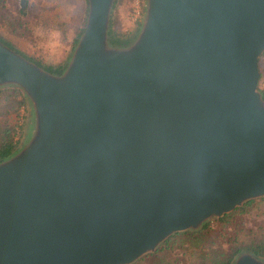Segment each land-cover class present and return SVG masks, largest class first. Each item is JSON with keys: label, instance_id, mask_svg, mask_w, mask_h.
<instances>
[{"label": "water", "instance_id": "obj_1", "mask_svg": "<svg viewBox=\"0 0 264 264\" xmlns=\"http://www.w3.org/2000/svg\"><path fill=\"white\" fill-rule=\"evenodd\" d=\"M87 1L60 74L0 41V86L24 91L38 129L0 162V264H130L172 233L264 196L255 91L264 35L243 34L253 9L230 0L227 20L208 2L207 23L180 3L148 0L138 36L115 46L113 0ZM211 25L219 37L199 53ZM233 264L264 260L244 252Z\"/></svg>", "mask_w": 264, "mask_h": 264}, {"label": "trees", "instance_id": "obj_2", "mask_svg": "<svg viewBox=\"0 0 264 264\" xmlns=\"http://www.w3.org/2000/svg\"><path fill=\"white\" fill-rule=\"evenodd\" d=\"M4 5L10 17L4 13L1 24L10 36L0 35V41L17 51L13 40L23 38L31 31L32 23L24 20L29 16L25 11L26 7L30 8L29 0H26L25 9L21 5L18 10L13 9L8 0ZM109 42L125 46L129 41L122 42L115 36L110 37ZM18 52L51 73L60 74L64 69L61 64L41 63L20 50ZM262 94L264 99V91ZM26 109L27 99L19 87H0V162L13 155L20 146ZM244 252L264 260V196L246 200L232 211L212 217L197 228L172 233L154 251L130 264H233L236 257Z\"/></svg>", "mask_w": 264, "mask_h": 264}, {"label": "rangeland", "instance_id": "obj_3", "mask_svg": "<svg viewBox=\"0 0 264 264\" xmlns=\"http://www.w3.org/2000/svg\"><path fill=\"white\" fill-rule=\"evenodd\" d=\"M5 2L6 0H0V35L9 37L10 33L7 31L6 27L1 24L4 13H6L5 15L7 17H10V13L4 8L6 6L4 5ZM9 2L13 9L18 10L20 5L19 0H8V3ZM147 2L148 0H113L109 15L107 39L109 40L110 37L114 38L116 36L122 42L129 41L127 44L133 42L142 28ZM29 4L30 8L26 7L25 10L29 12V16L24 20L28 23H32L31 31L23 38L18 40L14 39L13 43L15 47L22 53H25L26 56L39 60L41 63L51 62L55 65L61 64L65 67L75 46L70 40L71 35L78 34V30L81 28L80 26L85 24L88 1L29 0ZM42 10H44V12H42ZM72 19L75 24L72 23ZM66 44H71L72 47L70 49L68 48L63 60L60 63L52 62L54 59H57V56L53 58V55L58 53L59 56L61 49L63 53ZM13 50L16 51V49ZM18 50L16 52H18ZM259 65L261 71L259 87L264 90V55L261 57ZM5 86L19 87L14 84H5L0 87ZM22 92L24 93L23 90ZM25 96L27 99V109L25 110L23 134L20 146L13 155L17 153L20 154L24 151L38 134L36 126L37 115L34 105L26 94Z\"/></svg>", "mask_w": 264, "mask_h": 264}, {"label": "flooded vegetation", "instance_id": "obj_4", "mask_svg": "<svg viewBox=\"0 0 264 264\" xmlns=\"http://www.w3.org/2000/svg\"><path fill=\"white\" fill-rule=\"evenodd\" d=\"M171 2H176V3H180L182 5H185L186 7H189L193 10V12H195L197 14V18L199 19V21H205V22H209L211 21L212 18V10L213 8H215L216 10H220L223 9V13H225V18L227 20H229L230 18H232V6L230 4V0H170ZM227 1V4H226ZM208 2L213 3L215 6L213 8H210ZM237 5H239L243 10V12H247L246 11V7H244V5H247L248 7H251L253 9V20L250 21V16L249 13H247V18L244 21L246 24V31L243 32V34H246L248 32H252L253 35H264V18L262 17V11L263 8L258 4L257 0H237L236 1ZM250 3H255V7H252L250 5ZM243 4V5H242ZM239 9V7L237 8V10ZM219 29L217 27H212L211 26H207V28H205L202 32V42L200 43V46L198 48L199 53H201L204 48L210 47L212 46V44H209L210 40H214L217 39L219 36ZM229 34L231 35L232 32H229ZM225 38L230 40L233 37L228 36L227 34H225ZM197 50V49H196ZM252 53V52H251ZM264 55V48L261 49L260 52L257 53V61H256V67H257V79H256V88L255 91L261 96L262 100L264 101L263 97H262V93H263V89H261L259 87V80H260V75H261V71H260V59L261 57Z\"/></svg>", "mask_w": 264, "mask_h": 264}, {"label": "crops", "instance_id": "obj_5", "mask_svg": "<svg viewBox=\"0 0 264 264\" xmlns=\"http://www.w3.org/2000/svg\"><path fill=\"white\" fill-rule=\"evenodd\" d=\"M72 23H74V20H73V19H72ZM74 24H75V23H74ZM80 27H81V26H80ZM78 31H79V30H78ZM75 36H76V35H74V34L71 35L70 40H71L72 42L74 41ZM72 42H71V43H72ZM71 47H72L71 44H66L63 53H62V49H61V51H60V53H59V54H60L59 56H58V53H56V54L53 55V58L57 56V59H54V60L52 59V60H53L52 62L60 63V62L63 60V58L65 57L68 48L70 49ZM49 58H51V57H49Z\"/></svg>", "mask_w": 264, "mask_h": 264}]
</instances>
